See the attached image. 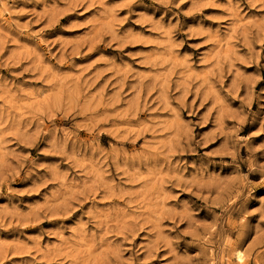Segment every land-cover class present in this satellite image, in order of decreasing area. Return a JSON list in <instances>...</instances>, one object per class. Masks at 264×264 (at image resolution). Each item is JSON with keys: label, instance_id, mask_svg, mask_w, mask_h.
<instances>
[{"label": "rangeland", "instance_id": "obj_1", "mask_svg": "<svg viewBox=\"0 0 264 264\" xmlns=\"http://www.w3.org/2000/svg\"><path fill=\"white\" fill-rule=\"evenodd\" d=\"M0 264H264V0H0Z\"/></svg>", "mask_w": 264, "mask_h": 264}]
</instances>
